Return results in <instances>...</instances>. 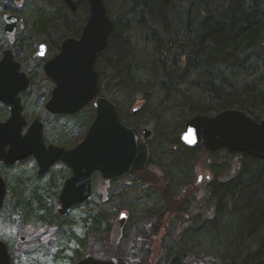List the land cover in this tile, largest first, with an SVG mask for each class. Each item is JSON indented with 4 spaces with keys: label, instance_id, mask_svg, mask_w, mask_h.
Here are the masks:
<instances>
[{
    "label": "rangeland",
    "instance_id": "1",
    "mask_svg": "<svg viewBox=\"0 0 264 264\" xmlns=\"http://www.w3.org/2000/svg\"><path fill=\"white\" fill-rule=\"evenodd\" d=\"M118 1L106 0V6L115 18H118ZM65 5L64 0H0V53L8 46L7 37L4 33V15L8 12H15L22 22L18 34L20 41L22 39V48H18L17 54L20 52L23 54L18 55L19 62L22 64L23 72L29 73L35 70L40 65V61L36 62L33 59V54L38 50L44 36L36 34L34 27H38L40 22L57 26L61 16L65 18L66 15L70 14V10ZM82 7L80 2L79 11L73 17H77L84 23L87 20V15L85 16L82 12ZM149 52L152 53V49ZM140 53L142 55L146 53L144 46L141 47ZM51 55L52 53H50ZM40 75L38 77L35 75V86H32L26 95V117L32 120L34 116L41 117L46 127V140L51 144L72 149L85 137V130L80 128V120L77 118L49 115L45 110V104L49 100L54 85L48 81L43 72ZM153 85L154 83L146 80V78L137 79L131 88L121 89L115 92L116 94L113 96V101L125 119H131L133 124L145 126L154 133L153 138L149 141L152 157L148 168L139 172L136 177L125 176L110 182L105 190H100L105 180L100 175H95L94 193L91 198L84 205L60 216V220L66 224L67 230L65 233L59 230L52 234L50 238H53L48 244L45 240L37 239L18 247L21 244L19 238L28 226L35 231L33 235H29L32 238L36 237L35 234L40 231L47 234L53 232V228L49 227L50 223L46 224L44 221V211L49 207L51 216L58 213L60 204L55 194H59L63 181L68 177V169L63 164H58L48 174L39 176L37 174L38 167L33 158L19 163L13 170L0 167L8 179L7 183L12 187V189L8 188L7 190L4 207L0 214V240L8 244L13 254L12 264H76L74 262L77 260L75 258L76 252L80 249L83 240L89 238L87 234L90 230V223H92L90 216H97L95 211L104 217L98 234L91 236V243L88 246L90 249L83 254V257L87 254L96 258L103 256L121 257V255L131 253L132 242L128 241L127 238L121 240L118 249H115L110 241L111 229L122 213L130 216V221L134 220L138 223L144 222L148 216H165V220L167 216H192L196 219L213 220L208 225H213L215 228L224 227L227 224L234 225V228L239 225L238 222L236 223L237 217L233 214L232 196L229 193L225 195L221 204L210 202L204 205L202 200L197 201L196 204H192V202L189 204L187 199L183 198L182 200H171L174 194H171V188L164 187V181L160 177L163 172L166 178L165 183H169L172 188H175L178 184V187L184 185L182 183L187 174L192 171L191 177L186 179L185 184L192 182L190 190L193 189L199 199H204L206 198L204 196L207 195L204 192L206 185L200 189L196 188L195 182L198 176L202 175L206 179L210 175L214 180L218 178L223 182L230 181L228 184L233 185L241 180L239 162L242 156L236 153H226L225 150L210 154L203 148H199L194 153L185 152L184 149H181L180 135L185 125V122L182 124V120H180L181 114H183L181 107L183 103L174 92L169 95L160 94L156 88V91L148 94L153 89ZM183 89L187 90L188 88L183 87ZM148 95H150L149 98ZM150 99L151 104L149 103ZM193 100L200 103L198 106L211 105L214 107L216 105L208 96L193 98ZM133 109H139L135 116L131 115ZM215 114L217 113L212 111L210 116ZM258 114L260 113L258 112ZM261 116L264 118V113L261 112ZM190 157L192 159L189 160ZM193 166L195 167L193 168ZM50 182L52 183L51 187H56L50 188ZM228 184L225 183L223 186ZM211 187L213 192L218 191V184L215 182L211 184ZM209 191L212 190L208 189ZM49 192L53 195L50 200L44 201L45 209L36 206L29 211L23 206L32 202L36 197H42ZM19 199H22V202L17 209ZM194 201L196 202V199ZM174 206L182 208L183 213L167 214L166 208H174ZM185 208L189 211L192 209V212L185 213ZM33 212L34 215H30ZM25 216L32 218V220L26 222ZM55 219H58L57 216ZM201 222L203 220L200 221V224ZM128 225L129 232L127 233H129L128 236L131 240ZM233 227L230 232L219 231L215 233L218 236L216 245L210 242L205 234H202L203 229L197 230L196 234L188 232L181 237L184 240L182 250L194 257L209 255L212 260H216L213 256H216L218 260L224 254L231 253L233 248L238 245H232L234 240ZM204 228L207 229L206 226ZM201 235L205 237H198ZM162 236L163 233L158 237L151 238L153 239L152 242L149 243L147 240L143 243L144 245L148 243L147 247L152 252L150 264H159V260L161 261L165 255Z\"/></svg>",
    "mask_w": 264,
    "mask_h": 264
},
{
    "label": "trees",
    "instance_id": "2",
    "mask_svg": "<svg viewBox=\"0 0 264 264\" xmlns=\"http://www.w3.org/2000/svg\"><path fill=\"white\" fill-rule=\"evenodd\" d=\"M80 2L82 12L88 15L89 0ZM107 11L114 21V28L107 49L97 62L101 74L102 96L113 100L115 92L131 88L137 79L143 78L155 85L148 94L158 87L157 92L169 95L173 92L166 87L169 82L174 81V93L183 103L180 118L182 124L195 113L210 115L212 111L219 113L233 109L247 111L258 120L263 118L264 0H119L118 18L113 17L108 8ZM64 20L66 17L61 16L58 23ZM49 25L41 22V27H35L34 30L45 36L51 30L50 27H53ZM142 46L146 51L143 55L140 53ZM150 49L152 53L149 52ZM147 57L151 60L145 64ZM206 96L216 104L214 107L198 106L200 103L193 100ZM151 102L150 99L149 103ZM120 116L127 125H133L131 119ZM69 117L79 119V126L86 134L94 120L95 111L89 106ZM181 146V149L189 153L202 148L190 150ZM236 154L242 156L239 162L241 180L233 185L218 184L216 195L218 204L222 203L227 193L232 196L233 214L239 225L235 228L228 224L216 228L208 225L205 229L200 227L201 219L195 217L190 219V223L194 224L195 233L203 229L202 234L214 245L218 238L216 232H230L233 227L232 245H238L231 253L224 254L218 260L213 256L216 258L214 261L209 255L194 257L184 253V240L181 237L165 238V255L159 260V264H264V161L244 153ZM9 188L12 189L10 184ZM49 193L42 197L34 196L36 198L32 202L23 206L29 211L36 206L45 209L44 201L50 200L53 195ZM21 202L22 199L18 201L17 209ZM50 210L48 207L44 211V221L46 224L50 223L49 227L55 226L65 233L66 224L61 222L58 213L51 216ZM165 211L167 214L183 213L182 208L175 206L166 208ZM188 211L189 209H184L185 213ZM95 214L97 216H90L92 223L87 234L89 238L81 242V247L76 252V263L89 251L91 236L99 232L104 216L98 211ZM30 215H34V212ZM25 217L26 222L32 220ZM127 232L124 238L132 242ZM148 240L153 241L151 238ZM140 252L142 264H150L151 250L144 248ZM121 258L129 262L132 260L131 254L121 255Z\"/></svg>",
    "mask_w": 264,
    "mask_h": 264
},
{
    "label": "water",
    "instance_id": "3",
    "mask_svg": "<svg viewBox=\"0 0 264 264\" xmlns=\"http://www.w3.org/2000/svg\"><path fill=\"white\" fill-rule=\"evenodd\" d=\"M65 2L71 10H76L75 0ZM89 5L91 14L81 38L65 40L60 53L44 66L46 76L55 83L46 105L50 113L75 115L94 101L95 118L83 140L72 149L47 145L41 118L35 119L23 133L28 121L19 95L29 89L31 81L27 73L21 72V64L14 59L12 50H5L0 60V102L8 105L11 111L10 119L0 122V162L12 166L34 156L40 176L57 163L65 164L72 175L64 183L59 197L60 215L91 198L95 173L113 180L143 171L150 161V148L142 142L140 132L121 121L118 107L112 100L98 97L95 62L97 55L108 46L114 22L108 14L106 0H89ZM4 20L5 32L13 35L20 18L8 13ZM47 52V46L41 45L35 57L44 58ZM136 113L134 110L133 114ZM142 135L148 139L151 131L145 129ZM181 140L189 148L202 144L210 152L225 148L231 153H244L264 160V118L258 120L249 112L236 109L214 116L197 113L186 122ZM6 193V181L0 174V211ZM126 221L127 214L123 213L113 226L111 243L115 248L123 239ZM11 263L9 247L0 240V264ZM77 264L130 263L121 257L104 260L88 255Z\"/></svg>",
    "mask_w": 264,
    "mask_h": 264
},
{
    "label": "flooded vegetation",
    "instance_id": "4",
    "mask_svg": "<svg viewBox=\"0 0 264 264\" xmlns=\"http://www.w3.org/2000/svg\"><path fill=\"white\" fill-rule=\"evenodd\" d=\"M76 1V3H77V8H76V10L75 11H73V10H71V8L69 7V5L68 4H66V2H65V0H64V2H65V7L67 8V9H69L70 10V14L67 16L66 15V20H64V21H62V22H60V23H58L57 24V26H53V27H50L51 28V30L44 36V40L42 41V43L39 45V47H38V50H39V48H40V46L41 45H46L47 46V54H46V56L44 57V58H36L35 57V55H36V53L38 52V50L33 54V59L36 61V62H38V61H40V65L35 69V70H33L32 72L30 71L29 73H27V75H28V77L30 78V87H29V89L26 91V92H22V93H20V95H19V97L22 99V105H23V108H24V116H25V118L27 119V121H28V124H27V126L24 128V130H23V133L25 134V132H26V130H27V128L32 124V122L35 120V119H37V118H41V117H39V116H34V118H33V120L32 119H29L28 117H26V114H25V98H26V95H27V93L29 92V90L31 89V87L32 86H35V75L38 77L39 75H40V73H42L43 72V74L46 76V74H45V72H44V66H45V64L47 63V61H49L50 59H53L56 55H58L59 53H60V51H61V46H62V43L65 41V40H67V39H80L81 38V36H82V34H83V31H84V28H85V26H86V24H87V21H88V18H89V16H90V14H91V9H90V13L87 15V13H84V15L86 16L87 15V20H86V22H84V23H82L83 21L81 20H78V18L77 17H73V16H76L77 15V13H78V11H79V7H80V0H75ZM8 13H14V14H16L15 12H8ZM7 13V14H8ZM6 15V14H5ZM5 15H4V17H5ZM17 15V14H16ZM4 19V18H3ZM74 19V20H73ZM21 24H22V22H21V20H20V23H19V25L17 26V28L15 29V31L13 32V35H11V34H9V33H7V32H5V20H4V33H5V35H6V37H7V45L8 46H6V48H4L3 50H2V52L0 53V60L3 58V56H4V51L5 50H12V52H13V55H14V59L17 61V62H19V56L18 55H20V53H22L23 54V52H20L19 54H17V51L20 49V48H22L21 46V41H22V39H21V41H20V37H18V34L20 33V26H21ZM39 25V27H41L40 26V24H41V22L40 23H38ZM81 24H83V25H81ZM49 26H51V25H49ZM63 27V28H62ZM35 28V27H34ZM63 29H65V32H63ZM34 32L36 33V34H39V35H42L43 33H39V32H37V31H35L34 30ZM113 32V31H112ZM49 34V35H48ZM112 34V33H111ZM108 44H109V40H108ZM108 47V46H107ZM19 48V49H18ZM107 49V48H106ZM106 49L104 50V51H102V52H100L98 55H97V59H96V62H95V70L97 71V73H98V86H99V93H98V97H100V96H102L101 94H100V77H101V74H100V69L98 68V64H97V62H98V59L100 58V55L101 54H103L105 51H106ZM50 53H52V55L50 56ZM20 63V62H19ZM21 64V63H20ZM21 72H23V70H22V64H21ZM41 76V75H40ZM47 77V76H46ZM47 79H48V81H50V82H52L53 83V89H52V91H51V94H50V97H49V100L51 99V96H52V92H53V90H54V88H55V83L53 82V80H51L50 78H48L47 77ZM103 97H106V96H103ZM49 100L46 102V104H45V110L49 113V115H52V116H59V117H68V116H73V115H54V114H52V113H50L47 109H46V105H47V103L49 102ZM89 106H92L93 108H94V101L92 102V103H90L87 107H89ZM86 107V108H87ZM118 107V106H117ZM118 110H119V108H118ZM135 110H137V113H138V110L139 109H135ZM83 111V110H82ZM81 111V112H82ZM94 111H95V108H94ZM80 113V112H79ZM79 113H77V114H79ZM137 113L135 114V115H137ZM119 114L121 115V112L119 111ZM76 115V114H75ZM10 117H11V111H10V107L8 106V105H6V104H4V103H2V102H0V122L1 123H5V122H7L9 119H10ZM95 118V117H94ZM120 119H121V116H120ZM41 121H42V118H41ZM122 121V120H121ZM43 122V121H42ZM123 122V121H122ZM125 125H127L125 122H123ZM43 124H44V135H45V129H46V127H45V123L43 122ZM92 124V123H91ZM128 127H130V128H134V129H137L139 132H140V134H141V140H142V142H144V143H146L148 146H149V148H150V161H151V157H152V148H151V146L149 145V141L153 138V131L152 130H150L149 128H145V126H140V125H135V124H133V125H131V126H129V125H127ZM184 127H185V125H184ZM89 129V128H88ZM145 129H148V130H150L151 131V135H150V137L148 138V139H145L144 137H143V135H142V132L145 130ZM88 131V130H87ZM184 131V130H183ZM182 134V133H181ZM45 140H46V135H45ZM180 142H181V144L182 145H184V146H186L183 142H182V140H181V135H180ZM46 143H47V145H50L51 143H49L47 140H46ZM55 145V144H54ZM56 146H59V145H56ZM60 147H63V146H60ZM187 147V146H186ZM199 147H202L203 149H204V151H207L205 148H204V146L201 144V145H199L198 147H196V148H189V147H187L188 149H190V150H195V149H197V148H199ZM67 149H69V148H67ZM71 149V148H70ZM220 150H225L226 151V153H229V154H231V152H229V151H227V149H225V148H222V149H220ZM219 150V151H220ZM207 152H210V151H207ZM217 152V151H216ZM212 152H210V154H211ZM34 159L35 161H36V159H35V157L34 156H31V157H28L27 159H25V160H23V161H19V162H17L15 165H12V166H8V165H6L4 162H0V167L1 168H3V169H6V170H13V168L15 167V166H17L19 163H22V162H24V161H26V160H28V159ZM150 161H149V164H150ZM36 164H37V161H36ZM58 164H63L62 162H60V163H57L56 165H58ZM149 164L147 165V167L144 169V170H146L147 168H148V166H149ZM56 165H54L46 174H48ZM67 169H68V177L63 181V184H62V187H61V189H60V192H59V194L57 195V194H55V196H56V199L58 200V202H59V197H60V194H61V192H62V189H63V186H64V183L71 177V175H72V171L65 165V164H63ZM37 167H38V164H37ZM195 166H193V168H194ZM38 171H39V167H38ZM38 171H37V174L39 175V173H38ZM70 173V174H69ZM139 172H137V173H134V174H125L124 176H122V177H119V178H117V179H120V178H123V177H125V176H127V177H129V178H132V177H136V175L138 174ZM0 174L2 175V177L5 179V181H6V185H7V190H8V188H9V183H7L8 182V179H7V177H5V175L2 173V170L0 169ZM46 174H44V175H46ZM191 174H192V171H190L188 174H187V176H186V178H185V181L182 183V184H184V185H182L181 187L179 186L178 187V185H176L175 186V188H172L171 186H170V184L169 183H165V180H166V178H165V174H164V172L162 173V175L160 176V177H162V180L164 181V184H165V186L164 187H167V188H171L172 189V192H171V194L173 195L172 197H171V200L172 201H175V200H182V198L183 199H187V201L189 202V204H191L190 202H192V204L194 203V204H196L197 203V201H201L202 200V203L204 204V205H206L207 203H210V202H216V204L218 203V196L216 195L217 194V192L215 191V192H213V189H212V187H211V184H214V182L216 183V184H224V183H226V184H228L229 182L227 181V182H223V181H221V180H218V178H215V180L213 179V177L212 176H210V175H208L207 177H206V179H204L203 178V176L202 175H200V176H198V178H197V181L195 182V185H196V188L198 189H200L203 185H206V189H204V192H205V194H207L206 196H204V197H206V198H204V199H202V198H200L199 199V197H196L197 196V194L195 193V191L193 190V189H191L190 190V187H191V183H187V184H185V182H186V179L187 178H190L191 177ZM44 175H42V176H44ZM95 175H100L101 176V174L100 173H95L94 174V177H93V183H92V186H93V193H94V179H95ZM40 176V175H39ZM138 176V175H137ZM102 177V176H101ZM195 177V176H194ZM102 179L103 180H105V183H104V185L101 187V189L100 190H105V189H107V186L109 185V183L110 182H112V181H115V180H117V179H113V180H106V179H104L103 177H102ZM214 180V181H213ZM171 183V182H170ZM52 183L50 182L49 183V187L50 188H55V187H51L52 185H51ZM187 185H189V186H187ZM176 190V191H173V190ZM208 189H210V190H212V191H209L208 192ZM93 193H92V195H93ZM6 195H7V193H6ZM106 195H107V193H106ZM6 198V197H5ZM196 199V202L194 201ZM203 200H205V201H203ZM164 201H165V199H164ZM5 202V201H4ZM59 204H60V202H59ZM3 207H4V204H3V206H2V209H1V211H0V214H1V212H2V210H3ZM60 208H61V205H60ZM59 208V209H60ZM58 213H59V210H58ZM121 215V214H120ZM119 215V216H120ZM118 216V217H119ZM129 217L130 216H127V221H126V224H125V226H124V235H123V238H124V236H125V234H126V232H127V225L128 224H130L129 226H130V237L132 238V247H131V257H132V260H131V262H129L130 264H142V261H141V258L139 257V256H141V250H143L144 248H147V249H149L148 247H147V244L146 245H144L143 243H145L144 241H147L148 239H150V238H155L156 236L158 237V236H160V234L161 233H163V236H162V239H165V238H170V237H174V238H180V237H183L186 233H188V232H192V233H195V231H194V224H192V223H190V219L192 218V216H167V219L165 220V216H148V218H146L145 219V221L144 222H136V221H134V220H132V221H130L129 220ZM201 220H203V222H202V224H200V227L201 228H204V226H208V224L209 223H212L213 222V220H211V219H206V218H201ZM116 222V221H115ZM114 226V225H113ZM53 228V232H50L49 234H47L46 232H44V231H40V232H37L35 235H36V237H29V235H33L34 233H35V231H34V229L33 228H31V227H29L28 226V228H26V230H24L23 232H22V234H21V236H20V242H21V244L18 246V247H21V245L22 244H26V243H31L32 241H34V240H37V239H42V240H45L46 242H47V244L49 243V241H51L52 240V238H50L51 236H52V234H54L55 232H57V231H59L55 226L54 227H52ZM113 229V228H112ZM112 229H111V232H112ZM23 233H25L24 235H23ZM197 233V232H196ZM195 233V234H196ZM144 238H146V240H144ZM48 240V241H47ZM110 241H111V235H110ZM150 243V242H149ZM46 244V245H47ZM112 244V243H111ZM8 245V244H7ZM113 246V245H112ZM9 247V246H8ZM114 247V246H113ZM119 247V246H118ZM118 247L117 248H115V249H118ZM9 251H10V253H11V256H12V261H13V254H12V252H11V250H10V248H9ZM88 255H90V254H87L86 256H88ZM86 256H84L83 258H81L80 260H82V259H84ZM111 258H114V257H111ZM111 258H109V259H111ZM99 259H104V260H108V259H105L104 258V256L103 257H99ZM80 260H78V262L80 261ZM77 262V263H78ZM76 263V264H77ZM12 264V263H11Z\"/></svg>",
    "mask_w": 264,
    "mask_h": 264
},
{
    "label": "bare ground",
    "instance_id": "5",
    "mask_svg": "<svg viewBox=\"0 0 264 264\" xmlns=\"http://www.w3.org/2000/svg\"><path fill=\"white\" fill-rule=\"evenodd\" d=\"M150 57V56H149ZM149 57H147V58H145L146 60H145V64H147V62H149L150 60H151V58H149ZM142 67H144V64H143V66ZM157 87V86H156ZM175 87H176V85H175V83H174V81H171V82H169V84L167 85V87H166V89L167 90H169L170 92H175ZM158 88V87H157ZM111 100V99H110ZM113 101V100H112ZM114 102V101H113ZM115 103V102H114ZM116 104V103H115ZM135 109H133L132 111H131V115L132 116H135V114H133V111H134ZM195 114H197V113H195ZM195 114H192L191 115V117L187 120V121H189ZM186 121V122H187ZM186 122H185V124H186ZM255 159V158H254ZM258 160H260V159H258ZM261 161H264V160H261Z\"/></svg>",
    "mask_w": 264,
    "mask_h": 264
}]
</instances>
